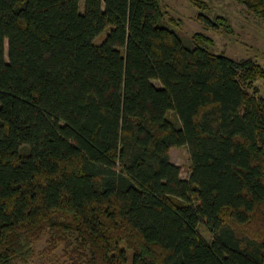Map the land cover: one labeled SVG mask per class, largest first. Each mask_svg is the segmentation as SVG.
Returning a JSON list of instances; mask_svg holds the SVG:
<instances>
[{"label":"trees","instance_id":"obj_1","mask_svg":"<svg viewBox=\"0 0 264 264\" xmlns=\"http://www.w3.org/2000/svg\"><path fill=\"white\" fill-rule=\"evenodd\" d=\"M79 1L0 0V264L46 232L73 264H264V66L160 0Z\"/></svg>","mask_w":264,"mask_h":264},{"label":"rangeland","instance_id":"obj_2","mask_svg":"<svg viewBox=\"0 0 264 264\" xmlns=\"http://www.w3.org/2000/svg\"><path fill=\"white\" fill-rule=\"evenodd\" d=\"M160 4L162 16L159 24L178 33L186 45L192 46V35L202 32L213 39L209 48L212 52L223 53L235 60L252 58L264 66V21L250 14L245 5L234 0H160ZM79 8L84 10V0L79 1ZM200 17L208 18L214 23L225 18L227 26L217 28L206 24ZM105 34L106 32L98 36L96 43H100ZM5 50L7 57V46ZM155 83L158 84L157 81ZM252 89L264 96V79L254 81ZM169 117L176 121L173 112L169 113ZM170 158L180 167L181 177L187 179L191 171L187 148L172 147ZM199 233L207 241H211L212 234L202 224L199 226ZM68 251L65 244L51 248L50 234L46 232L35 242L32 254L25 259L17 258L11 264H73Z\"/></svg>","mask_w":264,"mask_h":264}]
</instances>
